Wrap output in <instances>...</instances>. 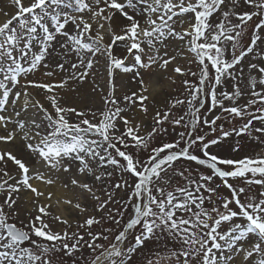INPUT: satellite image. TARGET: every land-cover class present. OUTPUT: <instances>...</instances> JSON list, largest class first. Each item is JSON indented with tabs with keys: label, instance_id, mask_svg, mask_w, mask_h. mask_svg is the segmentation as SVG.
Wrapping results in <instances>:
<instances>
[{
	"label": "snow or ice",
	"instance_id": "obj_1",
	"mask_svg": "<svg viewBox=\"0 0 264 264\" xmlns=\"http://www.w3.org/2000/svg\"><path fill=\"white\" fill-rule=\"evenodd\" d=\"M8 4L0 8V264H63L85 249L83 264H131L160 238L165 247L146 264H264V154L211 151L232 136L264 143V0ZM177 77L194 78L181 80L183 98L165 92ZM166 123L184 130L152 146ZM204 127L214 138L199 134ZM180 161L194 163L195 176Z\"/></svg>",
	"mask_w": 264,
	"mask_h": 264
},
{
	"label": "rangeland",
	"instance_id": "obj_2",
	"mask_svg": "<svg viewBox=\"0 0 264 264\" xmlns=\"http://www.w3.org/2000/svg\"><path fill=\"white\" fill-rule=\"evenodd\" d=\"M0 8L2 7V4L0 2ZM1 14V13H0ZM173 47H176L175 45ZM171 51V49H170ZM189 59H191V57H189ZM177 63H179L182 67H189L190 65L187 63L186 60H178ZM191 68L193 71H196V66L193 64L191 65ZM101 72H103V67L101 66V68L99 69ZM36 79H43L42 74L41 73H37V76L35 77ZM194 79L192 77H177L176 79V83L174 85L168 86L165 89V92L169 95V96H181V98H183V95H186V93H184V89H183V85L181 83L182 79ZM57 79H59V77H57ZM133 90H135V88L133 87ZM226 90L231 91V87L230 86H226ZM30 91H32L33 95L39 99L41 101V103L45 104V107H47V102L44 101L42 94L35 89H31ZM124 91H126V89H121L120 93L118 94H122ZM164 102V95H158L157 96V106L162 104ZM150 113H149V118L148 120L145 121L146 124H151V113L152 111H154L155 106L150 105ZM186 109H175L174 112H176L177 114H183V111H185ZM9 111H11V109H9ZM34 110L30 109V112H32ZM202 112H204V110H202ZM216 114H219V110H216ZM205 115H208L207 113H205ZM209 118H211V116L209 115ZM137 119H142V117H137ZM223 123H225V127L228 128L230 127V125L227 124L226 121H221ZM220 123V122H218ZM257 126H259L257 124ZM165 128H167V132L166 133H161L160 135H158L152 143V146H158L164 142H171L173 140H175L177 138V133L180 131H183L184 129L181 127H177L175 128V130H173V127L170 124H165L164 125ZM146 130H150V128L146 129ZM207 133V138L211 139L214 138V136L216 134L213 133H209L207 127H204L202 129L199 130V134L204 135ZM237 143H239V151L234 152L233 151V147H235L237 145ZM211 151L214 154H217L221 157H227V158H241L244 156H256L257 154H264V143H261L260 141L256 140L255 138H249L248 136H244L243 138L241 137H236V136H232L229 137L225 140H222L218 145L212 146ZM197 154L199 155L200 153L197 152ZM145 155H147L145 153ZM12 165L9 164L8 168L11 170L12 169ZM176 167L178 169H183V168H189L192 173L193 176H195L196 170H197V166L194 163H190L187 161H180L177 163ZM200 172H204L205 174H209L208 170L200 167L199 168ZM116 177H113V181H115ZM230 183H233L234 185L237 186H245L243 184V180L242 179H237V180H231L229 181ZM183 184L184 181L182 180L181 177L179 176H175L173 177V184ZM220 181L218 179H215L213 186H215V184H219ZM259 186H252L251 188V192L252 194H256L259 191ZM220 194L222 196H227L228 195V190L225 188H221L220 189ZM128 218L127 215H125L124 220L126 221ZM105 227H111L114 230L116 229V225L112 224L111 222H105ZM63 226L59 225V224H54L53 228L54 230L59 231ZM94 230H99V228L97 227ZM103 243V241H101ZM170 246V244H169ZM165 247V240L164 238H160L159 240H152V241H148L146 243V246H144L141 250L133 253L132 255V260H131V264H146V260L148 258H152L155 256V253L160 251L161 249H163ZM83 255L84 257L88 256V252L85 249V251L83 253H78L77 256L75 258H67V257H63V264H73V259H77V264H83V261L79 259V257Z\"/></svg>",
	"mask_w": 264,
	"mask_h": 264
},
{
	"label": "bare ground",
	"instance_id": "obj_3",
	"mask_svg": "<svg viewBox=\"0 0 264 264\" xmlns=\"http://www.w3.org/2000/svg\"><path fill=\"white\" fill-rule=\"evenodd\" d=\"M2 7L5 8L6 10H8L10 8V5L8 4V0H0ZM4 19L2 13L0 14V21H2ZM37 76V74H36Z\"/></svg>",
	"mask_w": 264,
	"mask_h": 264
}]
</instances>
